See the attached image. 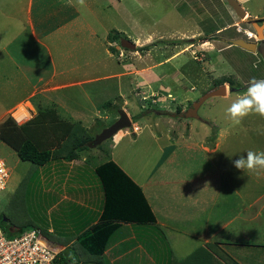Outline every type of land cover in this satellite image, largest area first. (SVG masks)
Returning a JSON list of instances; mask_svg holds the SVG:
<instances>
[{
  "label": "rangeland",
  "instance_id": "rangeland-1",
  "mask_svg": "<svg viewBox=\"0 0 264 264\" xmlns=\"http://www.w3.org/2000/svg\"><path fill=\"white\" fill-rule=\"evenodd\" d=\"M162 1H126L128 8L125 14L131 15L130 22L123 20L124 24H120L117 15L115 26L111 25L110 28L117 26L122 28L124 36L136 45L134 51L121 48L114 54L115 71L117 73L124 71V64L129 68L127 71H130L131 75H136L135 71L143 69L144 72H141L152 85L151 90L146 88L136 93L134 90H137L138 85L134 80L130 94L128 83L125 82L127 79L124 78L120 91L117 89L118 85H115L116 92H112L113 86L105 87L107 90L94 102L95 107L99 106L101 114L97 113L94 117L92 114L94 107L86 101L78 102L76 108L84 115L96 119L90 123L89 130L86 128L88 126L85 127L86 129L83 127L85 132L94 136L98 131L100 133L103 130L102 127H108L118 119L119 111L125 107L122 108L123 100L129 103L124 109L127 110L128 113H125L131 120L130 128L122 129L112 138L92 147L105 149L106 153L102 151V156L105 158L100 159V162L113 153L117 163L137 181L145 180L157 163L161 162V165L165 163L149 178L147 183L149 185L145 189L151 187L147 194L150 197L155 192L152 186L157 184L155 180L159 179L160 174L165 180L170 175L169 179L172 180H166L162 188L158 186L153 197L154 201L150 199L149 203L155 209L154 214L159 224L168 221L167 223L173 224L175 229L182 223L191 224V227L182 226L181 232L171 233L156 223L144 225L149 230L147 236H143L144 239L139 241L144 244V251L147 248L149 254L153 253L158 264H163L164 260L168 259L169 252L175 261L184 259L204 244L203 233L208 230L211 231L207 232L209 241L223 242L224 256L238 262L243 247L233 244L254 245L264 240V170L256 172L238 170L234 167L233 161L249 150L264 151V117L252 113L239 125H234L226 117L225 109L247 89L237 93H227L223 97L207 99L197 111L199 120L187 118L185 121L179 115L186 112L193 101L213 88L218 79L227 78L233 83L230 87L235 88L243 87L254 79L258 80L259 77L264 76V60L257 53H250L236 46L221 50L225 45L220 41L222 38L220 36L245 39L243 30L251 28L248 22L239 23L240 33L236 32V27L226 28L217 36L218 39L212 38L211 45L200 44L195 39L194 47L208 50L206 57L202 55L205 51L201 49H197L195 54L184 51L188 48V43L175 39L179 28L174 15L176 12L191 18L192 21L187 28L196 22L206 34L226 23L230 24L231 19L245 22L246 20L238 19L234 13L232 14L234 18L228 15L227 12H231V9L225 0H211L207 3L201 1L200 4L191 0H167L165 6L162 5ZM188 4L194 9L188 8ZM196 7H199L201 14L195 11ZM191 13L196 17L191 16ZM198 15L201 19L204 16L205 19L198 22L200 19L197 18ZM116 30H111L110 34L116 32L123 35ZM250 41L253 42L252 39ZM173 56V60L167 63L168 65L163 63ZM158 64L163 66L157 67ZM104 84L101 82L100 86ZM9 93L8 90L0 89V108L18 98L17 95H9ZM22 103H28L30 109L34 111L31 105V103L36 104L34 98ZM13 109L11 108L5 116H1L0 122L10 118ZM35 109L37 110V107ZM39 111L42 112L43 108ZM103 114H107L106 118L102 116ZM42 115H45L44 111ZM35 116L34 114L33 118ZM38 122L39 120H30L26 130L29 132L30 128H37L38 131L43 132L47 128L46 123L40 122L38 125ZM47 148H49L48 143ZM185 149L189 151L186 152ZM0 157L10 172L6 188L0 194V216L5 217L0 222V226L5 230L7 237L11 238L10 236L20 234L17 233L18 224L25 223L29 226L30 223V227L37 228L43 226L39 220L45 218L44 212L40 209L43 188L38 183L40 166L21 161L14 149L1 141ZM30 176L31 180H29ZM21 181L24 183L20 186ZM202 186H206L205 193L197 195L195 202L197 213L201 212L199 208H202V206L198 208V202L206 206L208 213L205 212V225H195L202 214H197L196 221L195 216L192 215H189L188 221H186L187 217L182 221L180 216L184 215L182 212L184 210L179 208V204H186L187 207L188 199L192 200L190 191L198 190L200 189L198 187ZM17 187L19 193L24 189L28 190L23 200L24 205L21 203L22 206H19L21 210L27 208L23 222H20L21 218L15 217L12 205L8 208ZM209 201L210 204L213 202L211 215L207 210ZM191 205H194L193 202ZM164 216H172V219ZM254 233L257 234L255 239ZM142 235H138L137 238H141ZM48 247L55 249L51 243ZM202 247L208 249L204 245ZM127 256L125 259L128 261L123 264H147V253H143L141 249ZM214 257L217 258L215 255ZM103 260L105 264H109L106 259Z\"/></svg>",
  "mask_w": 264,
  "mask_h": 264
},
{
  "label": "crops",
  "instance_id": "crops-1",
  "mask_svg": "<svg viewBox=\"0 0 264 264\" xmlns=\"http://www.w3.org/2000/svg\"><path fill=\"white\" fill-rule=\"evenodd\" d=\"M126 1L128 0H84V4L80 5L77 0H72L71 3H69V0H0V89L8 90L9 95H17L18 97L9 104L3 105L6 109L0 108V117L5 116L11 108L22 101L28 100L29 102L34 98L36 104L31 103L34 110L33 114L38 117L39 122L46 123L47 128L44 129L43 136L47 140L48 147L53 150L58 146L55 140L58 138L63 139L72 124L79 122L84 128L88 126L86 128L89 130L90 123L96 120L95 115L97 113L101 114L99 106L95 107L94 102L104 94L107 88L113 86L112 92H116V86L118 85L117 89L120 91L125 78L130 94L131 89H133L132 85L135 83L134 80L138 85L137 90H134L136 93L141 92V89L148 88L151 90L152 85L149 84L144 78L145 75L141 72H144L143 69L135 71L136 75H131V72L127 71L129 68H126V64H124V71L117 73L114 68L113 56L115 55L109 51V47H114L117 50L116 47L119 45L118 42L121 38L127 39L122 32V28L117 26L118 28L110 29L111 25L115 26L117 15L120 24H124L123 20L130 22L131 15L129 13L125 14L128 8ZM166 1L163 0L162 5L165 6ZM191 1L200 4L201 1L207 3L211 0ZM237 2L247 13L246 21L239 22L231 19L230 24L226 23L213 31H208L207 34L201 30L196 22H193L192 26L187 28L189 22L192 21L191 18L176 12L174 15L179 28L176 31L177 36L175 39L188 43V48L184 51L195 54L197 49H201V51H205V54H202L205 56L208 50L194 47L195 39L200 44L208 43L211 45L212 38L219 36L228 27H239V23H246L248 20L259 21V23L264 22V0H237ZM191 6L188 4V8L194 9ZM195 11L201 14L199 7H196ZM227 13L231 18L233 17L232 10ZM190 15L196 17L192 13ZM197 18H200L199 21L197 20L198 22L205 19L204 16L201 19L200 15ZM111 30L123 34L120 35L117 44L108 41ZM220 37H222L220 41L222 39L238 38ZM224 45L222 51L230 47ZM173 58L174 56L163 63L168 65L167 63L171 62ZM128 65L131 64L128 63ZM161 66L163 65H157V67ZM157 78L159 80L158 75ZM258 80H264V76L259 77ZM101 82L105 84L100 86ZM66 90L69 92H65ZM168 96L170 95L168 94ZM80 101H86L91 107H94L93 118L84 115L76 108ZM128 105V101L123 100L122 108L123 106L126 108ZM41 108H43L45 115L41 116V113H43V111H39ZM124 108L123 110L128 113ZM102 116L106 118L107 114ZM183 119L187 121V118L184 117ZM104 128L106 127H102V129ZM104 150L102 148H89L79 152L70 161L55 158L40 166L38 183L43 188V201L40 209L44 212L45 218L39 219L43 226L38 229L41 228L42 237L54 246L55 249L53 250L57 255L63 254V256L70 259L69 254L74 252L75 259L79 260V255L78 258L76 257V252L79 251L77 246L78 236L100 221L104 199L102 186L95 174V169L107 160L113 161L139 187L150 206L157 225H161L164 230L171 233L181 232L182 226L183 228L185 226L191 227V224L182 223L181 226L175 229L173 224L167 223L168 221L159 224L154 214L155 209L149 203L150 199L154 201L156 188L158 186L162 188L166 180H172L169 179L170 175L165 180L160 174L159 179L155 180L157 184L152 186L155 188L153 189L155 192L150 197L147 194L151 187L148 190L145 189L149 185L147 184L149 178L153 176L155 171L164 166V162L163 165H161V162L157 163L147 174L145 180L138 179L137 181L117 163L113 153H110L109 158L100 162V159L105 158V156H102ZM184 151L189 150L185 149ZM205 187H198L200 189L190 191L192 200L188 199L187 207L186 204H179V208L184 210L182 211L184 215L180 216L182 221L186 217V221H188L189 215L195 216L196 221L198 219L197 214H202L195 225H205L206 206L204 203L198 202V208L199 206H202V208H199L201 212L197 213L195 202L197 195L205 193ZM192 202L193 206L191 205ZM212 203L210 204L209 201L207 206L210 215ZM14 215L21 218L22 221L20 222L25 221L23 217L27 215V208L20 209V212L18 211V214L14 213ZM164 217L172 219V216ZM3 218L5 217L0 216V222ZM201 221H203V224H201ZM25 225L28 226L25 223L23 225L18 224V230H21V227ZM144 225L147 224L120 223L119 228L114 233V239H111L103 253V258L109 264H123L128 261L125 259L128 257L127 254H133L137 249H141L143 253H147V264H158L154 254H149L147 248L144 251V244L139 242L147 236L149 231ZM28 227H30V223ZM207 232L211 231L206 230L203 233L204 247L207 249L209 245H214L218 250L217 252H223L225 244L223 242L211 243ZM138 235H142V237L137 238ZM256 235V233L253 234L254 239ZM233 245L243 247V252L239 254L241 259L237 262L238 264H264V240L254 243V245ZM202 246L199 248H203ZM169 255L163 264H199L195 259H189L191 254L177 261L173 260L170 252ZM76 264L92 263H83L81 259Z\"/></svg>",
  "mask_w": 264,
  "mask_h": 264
},
{
  "label": "trees",
  "instance_id": "trees-1",
  "mask_svg": "<svg viewBox=\"0 0 264 264\" xmlns=\"http://www.w3.org/2000/svg\"><path fill=\"white\" fill-rule=\"evenodd\" d=\"M119 37L120 35L116 32L114 34L109 33L108 41L117 42ZM109 51L112 54L118 53L114 47H109ZM223 83H228L230 86L233 84L227 78H221L216 81V85ZM37 120L38 117H35L34 121ZM38 125H40V122ZM63 126L65 127V125ZM63 126L61 127L64 128ZM26 129H28L27 123L15 126L10 118L5 119L0 122V141L14 149L21 161L29 162L34 166H43L55 158L70 161L79 152L93 147L91 142L94 136H90L85 132L79 122L72 124L63 139L58 138L55 140L58 146L53 150L47 148V140L44 138L42 131H38L37 128H30L28 132ZM95 174L100 180L103 190L102 214L98 224L78 236L77 246L79 251L76 252V257L78 258L79 255L80 258L79 260L76 259V263L82 259L83 263L105 264L103 253L122 222L155 224V217L143 193L113 161L107 160L98 166L95 169ZM29 180H31V176ZM23 181H21L20 186L24 183ZM19 187H17L8 204V208L10 205L13 206L12 212L15 214H18V211L20 212L19 206L24 205L23 200L27 193V189L19 193ZM30 228L34 227L25 225L21 227V230L24 231ZM208 247L210 251L199 248L189 256V259H195L199 264H238L231 258H226L223 252H217L218 250H216L214 245H209ZM71 253L74 254V252ZM69 263L72 264V260L63 256V254H58L53 262V264Z\"/></svg>",
  "mask_w": 264,
  "mask_h": 264
},
{
  "label": "built area",
  "instance_id": "built-area-1",
  "mask_svg": "<svg viewBox=\"0 0 264 264\" xmlns=\"http://www.w3.org/2000/svg\"><path fill=\"white\" fill-rule=\"evenodd\" d=\"M238 32L241 30L238 28ZM246 39H255V35L246 31ZM13 123L24 125L33 119L34 114L28 103H19L10 114ZM10 177L9 169L0 157V194L5 190ZM7 237L0 226V264H53L56 259L55 250L42 240V232L38 228H30L15 236Z\"/></svg>",
  "mask_w": 264,
  "mask_h": 264
},
{
  "label": "water",
  "instance_id": "water-1",
  "mask_svg": "<svg viewBox=\"0 0 264 264\" xmlns=\"http://www.w3.org/2000/svg\"><path fill=\"white\" fill-rule=\"evenodd\" d=\"M228 7L233 11L235 16L240 20H246L247 13L243 9V7L237 2V0H225ZM250 26L255 32L256 40L246 41L242 38H235V39H222V42L228 46H236L239 47L245 51H248L250 53H257L259 54L263 60H264V22L258 23L255 20L250 21ZM117 50L123 48L128 51H134L136 49L135 43L132 41L121 38L119 41V45L116 47ZM250 84V83H249ZM249 84H246L243 87H227L225 84H222L217 87H213L207 92H205L201 97H199L197 100L193 101L189 108L186 110V112L183 113L185 118H193L199 120L197 111L199 107L209 98L212 97H223L227 93H237L240 91H244L247 89ZM118 119L112 123L110 126L104 128L99 134H97L92 142L91 145L93 147L100 145L103 141L108 140L112 138L118 131L122 129L130 128L131 121L127 114L120 110L118 113ZM21 230H18L17 233H21ZM42 240L49 245L50 242L47 241V239L42 238Z\"/></svg>",
  "mask_w": 264,
  "mask_h": 264
},
{
  "label": "clouds",
  "instance_id": "clouds-1",
  "mask_svg": "<svg viewBox=\"0 0 264 264\" xmlns=\"http://www.w3.org/2000/svg\"><path fill=\"white\" fill-rule=\"evenodd\" d=\"M71 2L72 0H69V3ZM77 3H79L80 5H83L84 0H77ZM250 21L251 20H249V24H250ZM238 28L240 29V27H236V32H238L237 31ZM246 31L251 32L254 35H255V32L252 28L243 30L244 35H245L244 40L248 41L246 39V33H245ZM252 40L255 41L256 36H255V39H252ZM252 113H255L261 117H264V80L254 79L247 87L246 92L243 95L238 96L234 101H232L230 106H228L225 109L226 117L230 119V121L234 125H239L245 117H247L249 114H252ZM124 133H127V132L124 131ZM233 165L238 170L246 169V170L253 171V172H256L258 170H264V151L257 152V151L249 150L247 151L245 155H242L238 159L233 161ZM69 257L72 260V264H76V259H75L74 254L70 253Z\"/></svg>",
  "mask_w": 264,
  "mask_h": 264
},
{
  "label": "flooded vegetation",
  "instance_id": "flooded-vegetation-1",
  "mask_svg": "<svg viewBox=\"0 0 264 264\" xmlns=\"http://www.w3.org/2000/svg\"><path fill=\"white\" fill-rule=\"evenodd\" d=\"M224 84V83H223ZM222 85V84H221ZM217 86H220V85H214L213 87H217ZM179 117L181 118H184V115L183 114H180Z\"/></svg>",
  "mask_w": 264,
  "mask_h": 264
}]
</instances>
